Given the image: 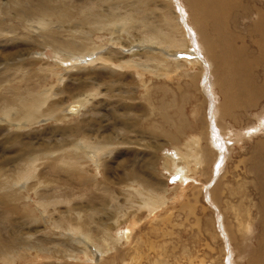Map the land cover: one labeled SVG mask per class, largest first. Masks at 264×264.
<instances>
[{"label":"bare ground","instance_id":"1","mask_svg":"<svg viewBox=\"0 0 264 264\" xmlns=\"http://www.w3.org/2000/svg\"><path fill=\"white\" fill-rule=\"evenodd\" d=\"M251 2L253 3L244 0H171L172 5L167 2L160 5L155 0H0L2 46L4 43L20 39L33 40L35 43H41L42 48H52L60 62H65L64 64L74 70L77 69H75L77 64L88 57L90 62L98 61L102 68L110 70L109 74H113L115 70L112 67L122 70L124 66L111 62L110 57L108 60V56H105L108 53L99 52L97 42L106 32L110 33L116 28L122 29L119 35L125 34L129 38L131 30L135 29L139 31L140 37L139 43L134 44L138 50L131 52L122 63L135 69L138 77L141 72L151 73L159 68L167 70L172 66L174 69L185 70L184 75L190 81L189 86L194 85L196 81L198 84L201 78L205 79L203 81H206V84L203 87L205 92L208 91L206 94L209 98L204 97V101L201 100L199 105L192 109L194 122L181 112L180 102L169 103L162 99L160 105L149 104V107L152 111L162 107L159 113L164 123L172 127L165 133V137L167 136L171 143H176L182 136L185 137L184 144L176 143L179 148L183 147V156L180 154V158L168 159L169 165L178 174L180 185H185V190L190 188L188 182L193 178L188 181V175L194 176L198 172L209 177L213 172V168H209L212 161L216 159L219 161V158L224 161L230 160L231 153L227 145L229 141L236 144L239 149L249 144V148L244 149L247 161L243 160L245 158L240 161L244 164L247 162L246 173L252 174L250 183L257 193V201L254 203L249 197L250 193L244 192L236 203L228 202L227 208L231 209L230 213H232L230 220L229 214L224 213L220 206L219 196L222 197L224 194L223 185L219 186L218 181L215 186L207 190L209 200L213 201L217 212L216 220L223 240L227 245H232L233 257L243 260L232 258V264H264V78L261 81L256 80V74L254 75L252 71V63H255L261 67L264 75V3H260L259 0H251ZM150 5H158L161 10ZM251 11L257 14L254 18L256 21L247 27L249 33L246 38L251 41L254 51L245 42V34H239V30H236L232 23L233 20L235 22V12L241 17L250 14ZM181 19L184 22L182 26L179 25ZM228 21L232 23V28L228 25ZM183 26L186 28L183 29ZM119 35L112 37V45L114 43L123 47L130 44H126V41L120 42ZM144 46L156 50H144ZM33 47L35 46L21 47L19 44L9 56H0V113L5 122L15 125L17 129L30 127L41 118L59 122L68 119L80 113L83 107L85 109L97 96V88L91 91L87 88L86 94L81 93L80 98L74 100L72 105L65 106L62 111L60 109L62 105H57L55 101V104L46 105L45 108V104L50 103L48 100L46 103L45 100L49 94L41 95L35 92L36 87L33 83L35 79H41V73L44 71L42 67L32 72H25L23 76L20 71L8 74L9 65L15 66L14 69H22V65L20 63L18 65L16 60L20 57L25 61L29 59L28 50H33ZM161 48H164L162 51L166 56H177L176 51L180 50L186 54L194 53L198 58L196 60L190 58L188 61L179 57L166 59L160 51ZM107 50H111L110 53L114 55L122 54L121 51L112 48ZM90 57L92 60L89 59ZM187 65L201 66L202 69L199 73H191L186 69ZM50 71L53 73L55 71L51 65ZM199 75L203 76L199 78ZM19 80L25 84V88ZM159 91L165 94L167 88L162 86ZM181 98L183 103L187 99L186 95H182ZM206 101H209L213 110L212 115L209 110V117L205 113L199 114V109L206 105ZM169 107H175L180 111L177 115L178 122H174L168 114ZM258 108L261 110L256 112ZM161 128L164 129L163 126ZM229 129L234 133L232 140L225 138ZM111 143L91 141L87 136H82L60 149L52 148L54 146L39 147V149L30 146L15 159V162L7 166L0 165V220L2 218L6 221V225L3 226L6 227V234L0 235V264L23 262L43 264L44 258H53L57 261L62 259V264H72L69 260L82 251L81 245L87 243L88 239L93 242L106 241L114 250L123 238L127 240L126 244L130 243L129 229H126L123 236L114 237L108 229L97 226L99 223L94 222L95 219L93 220L85 209L83 211V207L80 209L76 205L72 206L71 203L77 196L73 190L79 187L80 189L85 187L86 192H89L85 197L90 208L94 209L89 203L93 204L97 200L103 202V205L109 200L113 203L114 191L96 179V175H101L99 172L101 159L113 150H110ZM39 161L47 162L46 171L38 169ZM91 163L96 169L95 174L88 167L92 165ZM221 165L219 164L217 171ZM85 167L90 168L88 170L91 173H88ZM61 175L63 177H59ZM137 176L132 170L129 171V174L125 175L126 181H122L123 190L134 191L141 198L140 206L146 208L149 217L157 219L156 210L163 204L164 197L154 193V189L147 184L145 178ZM92 189L100 192L92 193ZM30 191H33L36 197L32 213H36L40 208L42 210L40 217L26 211V207H29L26 199L28 194L32 193ZM229 193L234 194L232 191ZM128 195L127 198H131L129 193ZM182 196H185V192L181 194ZM246 201L248 204L243 207ZM60 203L64 204L66 209L58 208L61 209L60 214L55 215L57 218H51ZM183 205L190 206L189 202H183ZM113 207L114 210H118V206ZM252 207L256 208L255 213ZM38 217L44 222L41 223L42 230L32 227L38 221ZM134 222L133 224L136 225ZM0 225L2 226L1 222ZM48 233L53 234L52 238H47ZM80 237L83 238L82 243L79 241ZM246 249L249 251L246 252ZM120 259L122 258L119 255L118 260ZM39 260L44 262L39 263ZM116 260V258L112 259L110 264L115 263ZM189 264L194 263L189 262Z\"/></svg>","mask_w":264,"mask_h":264},{"label":"rangeland","instance_id":"2","mask_svg":"<svg viewBox=\"0 0 264 264\" xmlns=\"http://www.w3.org/2000/svg\"><path fill=\"white\" fill-rule=\"evenodd\" d=\"M155 1L160 5H163L165 2L172 5L171 0ZM244 1L253 3L251 0ZM259 2L264 3V0H259ZM150 6L152 8H159L158 5ZM257 6L260 5L257 4ZM258 9L261 10L260 8ZM173 12L177 14L176 11ZM236 13L237 12L234 13L236 16H234L235 22L234 20L232 22L233 26L235 25L234 27H236V30H239V34H245V42H247L254 51V46L246 37L249 33L247 27L256 21L254 18L257 14L254 11H251L252 15L250 13L241 17L238 15V17ZM180 23L179 25L182 26L184 23L183 20ZM228 23L232 28V23L229 21ZM182 28L185 29L186 27L183 26ZM121 32V28H116L110 33L106 32L97 42L99 52H107L108 54H105V56H108V60L110 57L111 62L116 63V65L119 63V65L122 64V66H124L122 70L112 67L115 70L113 74H109L110 70L107 71L108 69L106 70L104 67L102 68L98 61L90 62L88 57H86L87 60L85 58V60L83 59L82 62L77 64L75 66V69H77L74 70V68L64 64L65 62H60V59H58L52 48H42L43 45L41 43L36 42V44L33 40L27 41L25 39H20L18 41L4 43L3 46L0 44V56H9V53H12L15 47L19 44L21 47L35 46L32 48L33 50H28V53H30L29 59L25 61L21 57L17 58L16 63L18 65L20 63L22 69H14L15 66L9 65L8 74L14 71H20L19 73L23 76L25 72H32L33 70L42 67L44 71L42 73L39 72L41 73V79L37 78L33 83L36 87L35 92L40 93L41 95L45 93L49 94L48 98L45 100L46 103H48V101H50V103L45 104V108L49 104H55L56 102L57 105H62L60 106L62 111L68 107V105H72L74 100L80 98L81 93L83 94L85 92L84 94H86L87 88L89 89L88 91L95 88L98 89L97 96L94 97L95 101L93 100L92 103H89L85 109L83 107V110L80 113L74 114V116H71L68 119H63L60 122L41 118L30 127L17 129L15 128V125H10L5 122L2 113H0V165L7 166L12 162H15V159L30 146H36L35 148L37 149H39V147L50 148L51 146H54L52 148L60 149L62 146L66 145L67 147L76 140H79L82 136H87L91 141H108L110 143L113 141V143H111L112 147L110 148V150H113L111 152L109 151L108 155L105 154L104 158L101 159V166H99V172L101 175H96V179L101 183L108 185L111 190L114 191L113 195L115 196V199L113 203L109 200L103 205V202H98L97 200V203H89V205H92L95 210L90 208L87 206L86 201L89 192H86L87 189H85V187L82 189L79 187V189L73 190L76 192L77 196H81H76L75 198L77 200L73 198L74 200H72L71 203L72 206L76 205V207H79L80 209L83 207V211L85 209V211L89 212V215L93 217V220L95 219L94 222L99 223L97 226L99 225L101 228L108 229L114 237L123 236L126 229H129V234L131 235H129L130 243L126 244L127 240L123 238V242V239L121 238L122 240L118 243L119 246L114 250L112 247H109L106 241L93 242L91 239H88L87 243H82L83 238L80 237L79 241L82 243V245H80L82 246L81 248L83 252L81 251L80 253H77L78 255L76 254L75 258H71L69 263L99 264L101 262V264H110L112 259L116 258L118 260L119 255L122 259L118 261L116 260L113 264H189V262L194 264H232V258L238 261L242 260L233 257L234 253L232 251V245H227L223 240L222 232L219 231L220 228L216 220L217 212H215L213 201L209 200L210 198L207 190L215 186L218 181L220 184H218L219 186L223 185L222 189L224 194L222 197L221 195L219 196L221 198H219L220 206L224 213L229 214L230 220L232 213H230L231 209L227 208L229 206L228 202L236 203L239 196L244 192L250 193L249 197L254 203L257 201V193L250 183L252 174L248 172L246 173V167L248 166L247 162L246 164L241 162L246 160L247 156L244 154H246L245 151L249 148V144L243 146V149H239L236 144L229 141L230 143L227 145L231 153V158L229 157L230 160L227 159L224 161L219 158V161L217 159L216 161H212L209 164V168H213V172L209 177L198 172H196V175L194 176L193 174H190L191 176L187 174L189 176V178H187L188 181L192 177L194 179L192 178L188 182L190 188L185 190V185H180L178 174H176L173 167L168 163V159L175 160L176 158H180V154L182 155L183 147L180 146L179 148V145L176 143L179 142L180 144H184L185 141L183 140L185 137L182 136L176 143H171L168 140V137H165V133L168 130L170 131L172 127L164 123L163 118L159 113L162 107L152 111L149 104L158 106L162 103V99L167 100L169 103L180 102L181 112L187 118L190 117V120L194 122L195 116L191 112L192 109L195 106H198L201 100L204 101V97L206 99L209 98L206 94L208 91L205 92V88L203 87L205 86L206 81H203L205 79L201 78L198 84L196 81L194 85L189 86L190 81L184 75L185 70L174 69L172 66L167 68V70L159 68L157 71L151 73L141 72L139 73L140 77H138L135 73V69L125 66L122 62L128 58L131 52L133 53L135 52L134 50H138L134 44L139 43V31H135V29L131 30L132 33H129L131 35L130 38L125 34L119 35ZM117 35L120 37V42L123 43L126 41V44H130L127 46L124 45L123 47H119L114 43L112 45L111 39ZM137 39L138 41L136 42ZM130 47H132V49H130ZM108 48L119 50L122 54L114 55L113 53H110L111 50H107ZM149 48L151 47L144 46V50H156L154 48ZM164 48H161L160 51L166 59L171 60L175 59L174 57H179L186 58L188 61L190 58L193 60L198 58L194 53L186 54L180 50L176 51L178 54L177 56H166L162 51ZM98 50L96 52H98ZM254 53L256 54V52ZM95 57L96 56L94 55L93 58ZM89 59L92 60L91 57ZM43 64L45 65V68ZM50 65L55 68L54 73L53 71H50ZM252 67L253 74H256V80H263L264 75L261 72V67L255 63H252ZM186 69H189L191 73H199L202 67L187 65ZM202 76L199 75V78ZM257 76L259 78H257ZM45 77L49 80L45 79ZM96 78L98 79L96 80ZM19 82L23 88L26 87L21 80H19ZM48 85H50V87ZM53 86L56 91H54L55 89H53ZM162 86L167 88L165 94H162L159 91ZM182 95H186L187 97L184 103L181 102ZM52 97H54V99ZM61 100L63 101L62 103ZM44 107L43 109H45ZM93 107H95V109ZM209 110L212 115L213 110L209 101H206V105L199 109V114L205 113V115L209 117ZM260 110L261 109L258 108L256 112H259ZM179 113L180 111L175 107L168 108V114L174 122H178L177 115ZM162 126L164 129L161 128ZM227 131L225 138L227 140H232V138H234L232 129ZM210 132H212L211 127ZM106 136L110 138L108 139ZM244 149L246 150L244 151ZM242 158L245 159L241 160ZM46 163L47 162L39 161L38 169L46 171ZM91 164L92 165L88 167H90L91 171L95 174L96 169L94 168L93 163ZM219 164H222L220 166L221 170L219 169L220 171H217ZM88 167H85V170H87L88 173H91L90 170H88L90 169ZM131 170L138 175V178H145L147 184L154 189V193H158L157 195L159 196L163 195L164 202L156 210L158 212L156 213V215L158 214L157 219L149 217L146 208L140 206L142 202L141 198L135 194L134 191L123 190L122 181L125 180V175H127V173L129 174V171ZM59 177L63 176L61 175ZM177 185H180V187H176ZM203 185L205 186L203 187ZM195 186H197V188ZM92 191V193L95 194L100 192V190L96 192L94 189H92ZM197 191H200L198 193L199 195L196 193ZM231 191L234 194L231 195L229 193ZM30 192L32 193H29V196L26 195L28 196L26 201L29 202V207H26V211L33 216L38 215L40 217V213L42 212L40 208L36 213H32V209L35 207L34 201H36V197L33 191ZM184 192L185 196L181 197V194ZM128 193L131 198H127V196H129ZM183 202H189L190 206L184 207ZM19 204L22 203L19 202ZM247 204L248 202L246 201V204L244 203L242 206L244 207ZM114 205L115 207L118 206L117 211L114 210ZM242 206L241 208H243ZM58 208L64 210V208L66 209V206L61 203L56 206V211L51 215V218H57L55 215L60 214L59 212L61 209ZM251 209L253 213L256 212L255 207H252ZM133 221H135L134 223H136V225L133 224ZM0 222L2 224V226L0 225V235L5 236L6 227L3 226L6 225V221H3L1 218ZM41 223L44 224L39 218L32 227L42 230L43 224ZM10 230L13 232L12 228H10ZM48 235L47 238H52L53 236V234L50 235L49 233ZM248 251L249 250L246 249V252ZM44 260L48 263H45ZM44 260H39V263L62 264L63 262L62 259L57 261L53 258H44ZM22 264L27 263L23 262Z\"/></svg>","mask_w":264,"mask_h":264}]
</instances>
